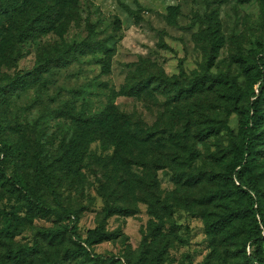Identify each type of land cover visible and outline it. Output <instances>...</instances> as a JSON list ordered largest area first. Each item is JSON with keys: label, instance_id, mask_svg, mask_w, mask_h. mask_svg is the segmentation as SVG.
I'll use <instances>...</instances> for the list:
<instances>
[{"label": "rangeland", "instance_id": "rangeland-1", "mask_svg": "<svg viewBox=\"0 0 264 264\" xmlns=\"http://www.w3.org/2000/svg\"><path fill=\"white\" fill-rule=\"evenodd\" d=\"M262 47L264 0H74L45 33L15 44L0 58V141L17 148L7 172L55 205L34 172L39 154L80 234L101 226L92 249L114 260L74 257L63 231L73 218L40 214L3 184L0 256L27 245L32 254L20 264H246L255 248L243 246L246 223L230 212L239 201L220 175L240 144L241 109L257 87L251 60ZM204 74L219 80L194 83ZM262 97L251 176L264 190ZM106 109L147 139L116 158L96 139L80 137L74 149L75 116Z\"/></svg>", "mask_w": 264, "mask_h": 264}, {"label": "trees", "instance_id": "trees-1", "mask_svg": "<svg viewBox=\"0 0 264 264\" xmlns=\"http://www.w3.org/2000/svg\"><path fill=\"white\" fill-rule=\"evenodd\" d=\"M74 0H0V58L9 57L15 52V44L26 39L36 38L45 33L52 23V15L57 11H68L72 7ZM7 45L4 46L3 43ZM13 42V43H12ZM255 68V84L250 89V101L241 109V137L240 144L232 153L231 159L225 165L223 173L220 175L223 187H233V194L239 204L230 210L233 216H237L245 221V241L246 245L255 248L254 254H246V264H264V256L261 250L264 244V190L260 187L255 176H251L255 165V155L257 154L255 134V123L259 117V107L263 102L264 92V47L258 50L252 58ZM206 78L219 80L213 74H204L194 78V83L203 85ZM137 95V94H135ZM114 113V114H113ZM74 120L78 123L71 140V146L79 145V138L83 137L86 143L92 140H99L103 146H112L114 156L120 153L124 156L132 147V142L147 139L142 136L140 130L134 129L130 118L117 111L110 112L104 110L99 115L77 117ZM3 126L0 124V131ZM175 143V142H173ZM17 151L10 141H0V184L8 185L20 192L24 199L30 204L32 209L43 215H52L61 221H66L72 217L69 223L64 224L63 231L66 232L76 245L70 251L74 257H85L95 262H111L113 256L96 253L92 246L104 239V232L101 226H95L85 230L80 234L77 224V216L74 212L63 206L57 199V191L53 184V176L47 164H45L39 154L33 158L35 175L42 184L53 195L56 202L51 205L36 194L33 187L19 174L9 175L5 161L10 159ZM116 158V156L114 157ZM126 159V157L121 158ZM123 161V160H122ZM122 213L126 209L113 206L109 212ZM4 229H9L10 219L4 222ZM48 235L56 237L60 230H49ZM33 247L19 245L17 247H7L0 256V264H20L24 263L32 254Z\"/></svg>", "mask_w": 264, "mask_h": 264}]
</instances>
